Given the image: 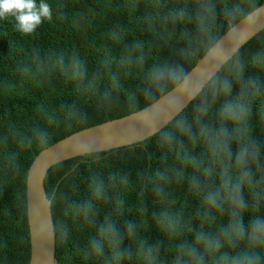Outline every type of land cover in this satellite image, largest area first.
Here are the masks:
<instances>
[{"label": "clouds", "instance_id": "obj_1", "mask_svg": "<svg viewBox=\"0 0 264 264\" xmlns=\"http://www.w3.org/2000/svg\"><path fill=\"white\" fill-rule=\"evenodd\" d=\"M144 5L138 19L167 55L153 58L152 45L142 40L124 45L120 58L103 61L108 85L102 91V74L88 78L78 57L62 68L78 91L97 96V109L126 110L99 135L71 138L65 147L92 163L105 150L141 154L136 168L113 170L107 178L93 174L81 199L63 197L62 216L93 229L79 254L99 264H264V2ZM128 7L139 9L140 0ZM52 15L46 0H0V20L13 18L24 36ZM124 37L122 28L109 34L117 43ZM113 62L124 77L135 68L142 79L124 86ZM59 63L65 65L63 57ZM73 115L80 123L86 119L69 109L68 118ZM36 136L48 145L46 132ZM51 155L59 163L60 154ZM47 163L33 171L39 174ZM52 199L41 196L33 206L38 239L50 233ZM55 227L67 240V221Z\"/></svg>", "mask_w": 264, "mask_h": 264}, {"label": "trees", "instance_id": "obj_2", "mask_svg": "<svg viewBox=\"0 0 264 264\" xmlns=\"http://www.w3.org/2000/svg\"><path fill=\"white\" fill-rule=\"evenodd\" d=\"M46 2L52 8V20L44 21L31 35L17 32L11 17L0 20V264H30L27 177L35 158L72 134L126 115V110L120 108L97 109V96H90L83 89L78 91L62 68L74 56L78 57L87 68L88 78L97 72L102 74V91L108 85L103 61L120 58L124 45L142 40L152 45L153 58L168 54L138 19L145 11L144 0H140L139 9L128 7L134 0ZM121 28L125 32L124 40L114 42L109 34ZM249 46L257 47L255 43ZM60 57L64 58L65 65H60ZM111 69L121 72L122 83L128 88L143 77L135 68L130 78L124 77L123 69L115 62ZM69 109L86 113L84 122H78L75 115L69 119ZM37 130L48 134L46 147L39 144ZM255 131L261 135L258 127ZM101 157L99 163L82 157L72 158L48 172L45 187L47 195L53 197L54 225L63 218L70 229L68 239L62 240L55 227L57 264H99L95 259L85 261L79 254L78 249L86 246L93 229L82 221L74 222L70 216H62L63 197L81 199L87 194L93 174L107 178L113 170L127 166L136 168L141 154L139 150L135 155L120 150L101 152ZM135 199L131 196L130 202Z\"/></svg>", "mask_w": 264, "mask_h": 264}, {"label": "water", "instance_id": "obj_3", "mask_svg": "<svg viewBox=\"0 0 264 264\" xmlns=\"http://www.w3.org/2000/svg\"><path fill=\"white\" fill-rule=\"evenodd\" d=\"M124 118V117H123ZM123 118L116 119L114 121H120ZM103 124L79 131L75 134H72L57 143L53 144L52 146L48 147L47 149L43 150L33 161L32 165L30 166L28 177H27V213H28V224L30 230V241H31V260L30 264H57L56 259V232H55V225L53 220V212H52V200L50 201L49 213H48V223L50 225V233L44 239H38L35 234L36 225L34 221V214H33V206L37 204L39 198L41 196L48 197L46 187H45V180L48 175L49 170L66 160L80 157L74 156L66 147L68 140L74 137L80 138H87L90 134H100V129L102 128ZM103 152H108L105 150ZM44 153H49V155H44ZM59 153V163L53 160L51 154ZM47 160L48 163L45 167H42L39 170V174L33 171L35 166Z\"/></svg>", "mask_w": 264, "mask_h": 264}]
</instances>
